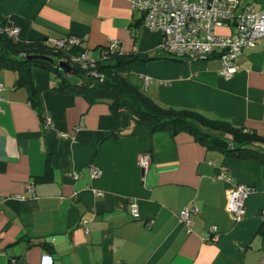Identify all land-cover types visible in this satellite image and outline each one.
Masks as SVG:
<instances>
[{
    "label": "crops",
    "instance_id": "0c3cea01",
    "mask_svg": "<svg viewBox=\"0 0 264 264\" xmlns=\"http://www.w3.org/2000/svg\"><path fill=\"white\" fill-rule=\"evenodd\" d=\"M243 1L264 11V0ZM144 15L129 0H0L18 39L74 34L68 54L93 58L114 39L145 56L124 73L159 104L200 112L201 128L216 117L263 135L264 34L225 76L217 51L164 57L163 34ZM17 73L0 67V264H40L44 254L50 264H264L263 163L185 130L150 131L125 110L114 121L105 101L56 91L45 67L30 66L23 83ZM239 183L253 191L236 218L224 192Z\"/></svg>",
    "mask_w": 264,
    "mask_h": 264
},
{
    "label": "trees",
    "instance_id": "16d2710c",
    "mask_svg": "<svg viewBox=\"0 0 264 264\" xmlns=\"http://www.w3.org/2000/svg\"><path fill=\"white\" fill-rule=\"evenodd\" d=\"M4 25L5 20L0 17V67L16 69L18 72L17 82L23 83L27 80L30 66H42L49 69L56 77V83L53 86L56 91L78 92L90 102L105 101L110 113L114 116V121H116L119 112L125 110L144 121L150 131L168 130L174 133L177 130H185L191 132L195 138L207 146H217L227 153L250 157L264 164V135L251 129L241 130V128L233 126L229 120L216 117L209 119L207 123L205 122L206 127L201 128L198 119L205 121L203 118L206 117L201 116L200 112L191 108L159 104L143 89L129 83L124 73L125 64L145 57L144 55L120 52L119 48L110 50L106 48L105 44L102 47L103 51L97 57L88 56L82 65L70 64L64 58L69 53L68 48L70 47L55 48L45 40L46 38L43 40H20ZM231 30L232 28H230ZM164 38V35L161 36L160 41ZM158 48L164 57H187L184 55L173 56L172 52L163 51L161 47ZM216 51L218 50L216 49ZM240 51L242 52V50ZM50 52L55 54V59L49 55ZM241 52H238L232 59L235 69ZM58 60L63 61L69 69L72 68L73 72L58 68ZM91 61H93L92 64ZM95 74H99V76H95ZM31 92L33 94L31 90L30 95ZM108 134L110 132L102 133L101 137Z\"/></svg>",
    "mask_w": 264,
    "mask_h": 264
},
{
    "label": "built area",
    "instance_id": "2783aa9c",
    "mask_svg": "<svg viewBox=\"0 0 264 264\" xmlns=\"http://www.w3.org/2000/svg\"><path fill=\"white\" fill-rule=\"evenodd\" d=\"M131 6L145 11L144 24L163 31L165 38L159 41L163 51L177 56L202 58L218 50L221 63L220 74L230 75L235 69L232 59L244 46H251L257 37L264 34V11L255 9L253 4L243 0H129ZM230 21V22H229ZM232 22V23H231ZM231 23L232 30L227 34L215 32L217 25ZM10 32H16L15 27ZM202 34V35H200ZM162 35V36H163ZM55 48L66 45L77 46L79 37L70 34L62 38H48ZM106 48H118L112 39L106 42ZM74 64H83L88 58L80 51L65 56ZM186 57V58H187ZM89 61V60H87ZM93 61H91L92 64ZM1 88V83H0ZM62 135V133H61ZM141 164L144 160L140 159ZM93 176L99 169L91 168ZM221 176H224L223 174ZM225 177V176H224ZM27 192L31 184H25ZM251 188V187H250ZM237 184L227 187L224 195L226 208L237 218L242 212V200L252 189ZM133 211L135 208L132 209ZM264 217V214H262ZM180 218L187 221V208L182 209ZM50 256L44 254L40 264H50ZM264 263V258L262 260Z\"/></svg>",
    "mask_w": 264,
    "mask_h": 264
},
{
    "label": "rangeland",
    "instance_id": "374dc122",
    "mask_svg": "<svg viewBox=\"0 0 264 264\" xmlns=\"http://www.w3.org/2000/svg\"><path fill=\"white\" fill-rule=\"evenodd\" d=\"M162 34H163V31H161V30H159ZM49 55L53 58V59H55L56 58V56H55V54H53V53H49ZM49 56V57H50ZM57 60V59H56ZM262 135V134H261ZM264 135V134H263ZM239 184H242V183H239ZM242 185H244V186H247V185H245V184H242ZM248 187V186H247ZM250 188V187H249ZM250 189H252V188H250ZM252 191H253V189H252ZM252 191H250V192H248L247 194H246V196L249 194V193H251ZM246 196L243 198V200H242V212H243V209H244V200H245V198H246ZM242 212H241V214H242ZM262 214H264V209H263V211H262Z\"/></svg>",
    "mask_w": 264,
    "mask_h": 264
},
{
    "label": "water",
    "instance_id": "95a60500",
    "mask_svg": "<svg viewBox=\"0 0 264 264\" xmlns=\"http://www.w3.org/2000/svg\"><path fill=\"white\" fill-rule=\"evenodd\" d=\"M57 65H58V68H60V69H65L66 71H68V72H73V69L71 68V69H69V67L63 62V61H61V60H58L57 61Z\"/></svg>",
    "mask_w": 264,
    "mask_h": 264
}]
</instances>
